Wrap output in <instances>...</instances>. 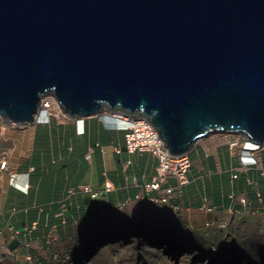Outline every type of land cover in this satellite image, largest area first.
I'll use <instances>...</instances> for the list:
<instances>
[{"label":"water","instance_id":"95a60500","mask_svg":"<svg viewBox=\"0 0 264 264\" xmlns=\"http://www.w3.org/2000/svg\"><path fill=\"white\" fill-rule=\"evenodd\" d=\"M49 96L145 117L174 155L214 133L262 143L264 0H0L2 116L32 123Z\"/></svg>","mask_w":264,"mask_h":264},{"label":"crops","instance_id":"0c3cea01","mask_svg":"<svg viewBox=\"0 0 264 264\" xmlns=\"http://www.w3.org/2000/svg\"><path fill=\"white\" fill-rule=\"evenodd\" d=\"M44 116L45 111L38 120L22 128L28 132V141L24 133L18 135L17 131L15 134L14 129L8 132L7 141H0V264L11 259L19 264L50 260L51 256L58 255L51 244L63 245V249H67L70 240L81 239V230L85 234V227H90V219L98 211L127 210L128 206L139 212L145 209L140 214L154 218L162 217L163 210L173 212L169 206L150 203L141 186L135 185L136 180L139 183L150 181L155 165L145 163L129 150H122L126 144L124 130L113 127L101 115L81 118L46 116L49 121L42 120ZM2 133L0 131V139L6 140ZM20 137L26 142L24 146L18 143ZM109 139L111 141L104 143ZM202 139L193 147V151L201 148V158L196 161L192 158L194 179L199 180L198 189L189 187V184L188 190H183L185 220L191 228L206 230L218 226L202 227L200 219L194 221L197 215L203 213L201 217L205 220L218 219L219 222L226 219L228 225L221 228L222 232L232 236L238 232V235L255 241L264 235V208L259 207L261 202L264 204V189L262 200L255 193L256 184L262 183V162L236 170L241 167V161L232 154L227 142L229 138L214 133ZM36 147L39 149L38 159H32ZM77 151L83 154L79 159ZM234 174L238 177L235 178ZM106 176L116 186L113 191H105ZM83 177L97 180L96 187L85 184L99 190L101 195L90 198L86 194H77L68 200L69 188L83 184L75 183ZM232 194L236 199L246 196L252 206L244 207L231 197ZM205 197L216 203V211L208 214L200 209ZM82 199L86 202L83 203ZM229 207L239 210V214L231 213ZM150 208L158 209L156 216L151 214ZM85 210H91L87 219L74 223L73 219L86 217L83 215ZM61 212L65 215L61 216ZM15 238L20 242L11 250L9 244Z\"/></svg>","mask_w":264,"mask_h":264},{"label":"rangeland","instance_id":"374dc122","mask_svg":"<svg viewBox=\"0 0 264 264\" xmlns=\"http://www.w3.org/2000/svg\"><path fill=\"white\" fill-rule=\"evenodd\" d=\"M50 97L51 98H48L47 100L50 102L49 105L51 106L50 110L52 115H60L61 117L66 116L63 112H61L62 110L58 108L56 103L57 99H55V97L53 96ZM104 112L106 111H103V113ZM6 126H12L13 128ZM28 126L29 124H15L14 122H9L5 119H2L0 121V131H3L2 135L5 134V138L8 135V132L14 129L16 130V132L14 131L15 134H17V131L18 135H22L24 133V136L28 141V132L25 131L26 129H22L24 127L27 128ZM215 134H220L219 136H221L222 138L225 137V139L237 138V136H231L226 133ZM8 139L9 138H6V140L0 139V141L5 142ZM19 140L20 141H18V143L21 146H24L23 143L26 142L22 141L23 139L21 137L19 138ZM108 141H111V139L106 140L104 143ZM202 141L203 139L199 140V142ZM15 143L17 142L15 141ZM107 146L112 145L107 144ZM200 149L201 148H195V151H193V149L190 151V155H192V158L195 159V161L201 158L199 155ZM38 150V147H36V149H33L31 155L32 159H38ZM77 155L79 159L80 156L83 154L81 151H77ZM133 156L140 157L144 160L145 163H147L149 159V154L146 152L142 154L134 153ZM111 162H113V159L111 160ZM150 163L154 166L157 164V161L154 157H152ZM208 173L209 171L206 172L205 175H208ZM188 175L191 178V183L189 187L192 186L193 188L196 187L198 189L197 183L199 182V180L194 179L192 168ZM96 181L97 180H91L90 178L83 177L82 180L78 179L75 183H91L93 186L96 187L98 186L95 184ZM187 187L188 186L185 187L186 190H188ZM82 201L83 203L86 202L85 199H82ZM144 210L145 209L139 212L138 210L128 211L123 209H116L110 211L96 212L90 219V227H85V234L84 231L81 230L83 235L81 239L77 238L70 240L67 249L65 250L62 247L63 245L61 246L56 243H52L51 245H53V249L55 250V252L58 253V255L54 256L53 258L51 256L50 260L46 262H39V264H210V258H202L200 256V251L204 249H209L212 246L216 247L215 250L217 249L219 252L224 251L223 253L227 254L231 258V260L233 259V261H235L234 259L238 257L239 263L243 261L244 264H250V262L252 261V263L254 264H264V235H260L255 241H252L249 240V238H244L243 236L238 235V232H236V236H232L226 231L222 232L221 228L218 227H215V229L208 228L206 230L193 227H189L188 229L182 226L172 227L174 224L172 222L174 221L173 218L165 220V217H163L160 220L155 221L154 217L148 216L147 218L149 220V224H152L150 225L151 228L148 229L151 230H147L145 228L138 235H136V233L135 236L123 238L120 231L122 230V228L121 226H118L119 223L122 222L121 220H128L129 217L133 215L134 217L135 215H140V213H144ZM157 210L158 209L154 211L152 209V214L154 216H156ZM116 213L119 214L115 216L111 215ZM201 214L203 215V213ZM201 216L197 215L194 221L198 222V219H200L199 222L202 221L201 223L204 224L205 218ZM114 219H116L115 222L113 221ZM142 221L143 218H136V221L133 223V226L137 227V231H140L138 230V225H141ZM155 222H157L158 224L153 225V223ZM105 223L110 225L109 227L114 231L108 232V234L103 236V238H94L97 227L100 225L102 226ZM122 223L124 225V228L129 227L124 222ZM154 229L155 232H152ZM170 233L174 235V238L178 242V245L174 246V243H170V245H167L163 241H161L163 239L169 238ZM183 233L188 235L190 238L183 236ZM180 239L188 241L183 242ZM188 244L193 247V249H187ZM196 247L200 249H195ZM62 254H65L66 258L64 256L62 257ZM84 254H87L85 258H83ZM6 264L19 263L11 259L6 260Z\"/></svg>","mask_w":264,"mask_h":264},{"label":"built area","instance_id":"2783aa9c","mask_svg":"<svg viewBox=\"0 0 264 264\" xmlns=\"http://www.w3.org/2000/svg\"><path fill=\"white\" fill-rule=\"evenodd\" d=\"M53 102V101H52ZM49 101L45 100L42 104V110L49 109L45 114L49 116L51 113ZM44 109V110H43ZM46 116L42 118V120L46 121ZM126 114L122 113L117 117L125 119V125L119 126V129H123L126 131L125 133V142L128 150L132 153H148L149 154V162H151L152 157L158 161V165L156 167L157 172L152 175L150 182L144 183L141 186L144 193L148 195V198L153 203H168L167 205L171 206L172 210L178 212L183 209V205L179 203L171 202V198L180 191V188L183 185L189 183L188 172L192 165V160L189 155L184 156H173L170 150L165 146L164 141L160 137L159 132L155 128V126L145 117L143 118H135L134 116L125 117ZM2 120V115L0 112V121ZM228 145L230 146L233 154H238L241 158V167H236V170H240L243 168H248L252 165H258L259 161L262 162L261 167V184L257 183L255 188L256 195L262 200L263 198V189H264V154L262 151L264 150V143L259 144L251 141L248 138L243 140L241 136H237V138H229ZM246 144L247 150H241L242 144ZM237 147L233 150V146ZM243 160V161H242ZM34 169V168H32ZM234 177L237 178L238 174H234ZM177 179L178 185H170L165 186L171 179ZM114 182L106 176L105 179V191L110 192L115 189ZM69 197H72L77 194H86L91 196L92 198H97L100 196V191L94 189L89 184H79L76 187H70L68 190ZM235 194H232L231 197L235 198ZM240 202L244 207L250 208L252 203L246 196H239L236 199ZM259 207L264 208V204L261 202ZM200 209L213 212L217 210V206L213 205L207 198L203 199V204ZM229 210L234 215L239 214V210L236 208H230ZM219 228L227 227L228 222L224 219L221 222L216 223ZM208 225H210L208 223Z\"/></svg>","mask_w":264,"mask_h":264},{"label":"bare ground","instance_id":"6f19581e","mask_svg":"<svg viewBox=\"0 0 264 264\" xmlns=\"http://www.w3.org/2000/svg\"><path fill=\"white\" fill-rule=\"evenodd\" d=\"M47 98H51V97H46V98H44V99H42V101H41V104H40V107H39V111H41V109H42V104H43V101L45 102V100H47ZM57 106H58V108H60L61 110H63L61 107H60V105H59V102H58V100H57ZM104 111H106V110H104ZM121 111H106V112H104L103 113V111L102 112H100L99 114H97V115H101V116H103L107 121H108V123H111V124H114V125H116V126H123V125H125V119L124 118H120V117H117L118 115H121ZM135 116V118H143L142 116H139V115H134ZM3 117V116H2ZM126 117V116H125ZM47 120L49 121L50 119H48L47 118ZM14 123H16V122H14ZM18 124V123H17ZM22 125H25V124H22ZM157 131H158V129H157ZM159 132V131H158ZM160 134V133H159ZM239 134V135H238ZM220 135V134H219ZM231 136H241V138L243 139V140H245V138H248V139H250V137H249V135H247V134H240V133H231L230 134ZM161 137V136H160ZM163 140V139H162ZM251 140V139H250ZM164 141V140H163ZM252 141V140H251ZM262 143H264V142H262ZM262 143H259V144H262ZM164 144H165V142H164ZM246 144L247 143H243L242 144V148H241V150L243 151V150H247L246 149ZM166 146V145H165ZM237 147V145L236 146H233V150L235 149ZM229 148H230V146H229ZM230 150H231V148H230ZM231 152H232V150H231ZM262 153L264 154V150L262 151ZM172 154V153H171ZM233 154V153H232ZM173 156H180V155H174V154H172ZM186 155H189L190 156V152H188V153H185V155L184 156H186ZM233 155H236V156H238L239 157V160L241 161V158H240V156L238 155V154H233ZM190 158H191V160H192V157L190 156ZM243 161V160H242ZM147 162H149V159H148V161ZM193 163H194V161L192 160V165H191V168L193 167ZM157 165H158V161H157V164L155 165V167H154V172L156 173L157 172V170H156V167H157ZM191 168H190V170H191ZM190 170H189V172H190ZM189 172H188V174H189ZM154 173V174H155ZM188 177H189V175H188ZM189 183L188 184H186V185H183L181 188H180V191L177 193V194H175L172 198H171V202H173V203H177V202H179V201H177V199H182L181 200V202H185V201H183L184 199H183V190H184V188L186 187V186H188L190 183H191V178L189 177ZM152 181V180H151ZM150 182V181H149ZM144 183H148V182H143V183H139L137 180L135 181V185L137 186V187H140V186H142V185H144ZM170 185H174V186H177L178 185V181L177 180H175V179H173V181H172V179L165 185V186H170ZM205 198H207L208 200H209V198L208 197H205ZM148 201L150 202V203H152V204H155V203H153L149 198H148ZM210 201V200H209ZM213 205H216V203L215 202H212V201H210ZM160 204H163V205H167L168 203H160ZM202 204H203V201H202ZM201 204V205H202ZM202 210V209H201ZM203 212H205V213H210V212H208V211H205V210H202ZM117 214H119V213H116V214H113L112 216H115V215H117ZM163 216L162 217H160V216H158L157 218H155V220L156 221H158V220H160L161 218H163V217H165V220H169V219H171V218H173L174 219V221H172L173 223H176V224H179L180 226H182V227H184V228H188L189 229V227H191L190 226V224L189 223H187V221L185 220V215H183L184 214V210H180V211H178V212H172V211H167V210H163ZM175 216V217H174ZM142 218H143V221H142V228L143 229H140V231H137V227H134V228H130V225H128L129 227L128 228H122V230H120L121 231V235L123 236V238L124 237H129V236H135V234L136 235H138L139 233H141L145 228L147 229V230H151V229H148V228H151L150 227V225H152V224H149V220H148V218L147 217H145V216H141ZM219 220L218 219H208V220H205V222H204V224H202L201 226L202 227H210V226H212V225H216V223L218 222ZM208 223L210 224V225H208ZM156 224H158L157 222H155V223H153V225H156ZM223 228H226V227H223ZM139 230V229H138ZM152 232H155V229L152 231ZM174 233V232H173ZM103 235H100V236H97L98 238H103L102 237ZM181 241H183V242H187L188 240H182V239H180ZM161 241H163L165 244H167V245H170V243H174V246L175 245H178V242L176 241V239L174 238V235L172 234V233H170V237L169 238H167V239H163V240H161ZM97 246H99V245H97ZM86 248H88V247H86ZM183 249H185V248H183ZM187 249H189V250H191V248H190V245L188 244V248Z\"/></svg>","mask_w":264,"mask_h":264},{"label":"trees","instance_id":"16d2710c","mask_svg":"<svg viewBox=\"0 0 264 264\" xmlns=\"http://www.w3.org/2000/svg\"><path fill=\"white\" fill-rule=\"evenodd\" d=\"M87 206V205H86ZM90 211L91 210H85L83 215L84 216H88L90 214ZM116 219H114L113 221L115 222ZM122 222H124L126 225L130 224V222H127L126 220H121ZM119 223L118 226H121V228H124V225L123 223ZM110 225H108L107 223L103 224L102 226H98L97 229H96V232H95V237L94 238H97V239H100L98 238L97 236H100V235H107L108 232H111V231H114L113 229H111L109 227ZM117 226V227H118ZM112 227V226H111ZM130 227H134V226H130ZM142 224L141 225H138V229H143L142 228ZM120 228V227H119ZM183 236H186L187 238H190L188 235L186 234H182ZM102 236V237H103ZM191 249H193V247L190 246ZM216 247L212 246L210 247L209 249H204V250H201L200 252V256L202 258H210L211 262L210 264H244L243 261L239 263L238 261V257H236L233 261V259L231 260V258L227 255V254H224L223 252H219L217 249L215 250ZM195 249H200V248H195ZM87 256V254H84V257L85 258ZM246 259V258H245ZM250 264H254L252 263V261L250 262Z\"/></svg>","mask_w":264,"mask_h":264},{"label":"clouds","instance_id":"9594fccd","mask_svg":"<svg viewBox=\"0 0 264 264\" xmlns=\"http://www.w3.org/2000/svg\"><path fill=\"white\" fill-rule=\"evenodd\" d=\"M50 97V96H49ZM48 99V98H47ZM56 99V98H55ZM60 105V104H59ZM60 107H61V105H60ZM42 110V109H41ZM44 110V109H43ZM108 111H113V110H109V109H107ZM106 110V111H107ZM45 111V113L48 111L49 112V109H46V110H44ZM44 111H38V113L36 114V119L35 120H38L39 118H40V116L43 114V112ZM119 111H121L122 113H124V114H126L127 116H134V115H132V114H130V113H125V112H123L122 110H119ZM61 112H63L66 116L68 115V116H71V115H69L68 113H66L64 110H62ZM2 115V114H1ZM95 115H97V114H95ZM45 116H46V114H45ZM44 116V117H45ZM49 116H53L52 114H50ZM72 117V116H71ZM135 117V116H134ZM78 118H81V117H78ZM2 119H5L4 117H2ZM5 120H7V119H5ZM34 120V121H35ZM9 122H13V121H9ZM15 124H17V123H15ZM19 124V123H18ZM30 124V123H29ZM109 124H111V123H109ZM113 127H115V128H117V129H119L118 127L119 126H116V125H114V124H111ZM121 130H123V129H121ZM125 131V130H124ZM84 132V131H83ZM125 133H126V131H125ZM226 134H231V133H226ZM239 135V134H238ZM124 138H125V135H124ZM251 139V138H250ZM252 140V139H251ZM254 142V141H253ZM126 143V142H125ZM256 143V142H255ZM125 146H126V144H125ZM128 149V148H127ZM83 184H85V183H83ZM95 189V188H94ZM76 196V195H75ZM87 196H89V195H87ZM90 198H92L91 196H89ZM73 198H71V197H69L68 198V200H72ZM177 203H179V204H182L183 205V209L182 210H184V208H185V206H184V203L183 202H177ZM155 205H158V206H162L163 204H158V203H155ZM129 206H131V205H129ZM164 206H169V205H164ZM68 207H69V205H68ZM68 207H67V210H68ZM201 207V206H200ZM126 208H131V209H133L132 207H126ZM169 208H170V210H172V208H171V206H169ZM117 209H123V208H117ZM127 209V210H128ZM131 209H129L128 211H130ZM133 210H135V209H133ZM137 210V209H136ZM132 211V210H131ZM119 212V211H118ZM173 212H175L174 210H173ZM153 213V211H152V209H151V214ZM61 216H64L65 215V212H61V214H60ZM90 215V214H89ZM141 216H145V217H148V215H145V214H140V215H135V217H134V215L133 216H131V217H129V219L128 220H126L127 222H130V224H128V225H130V226H133V223L136 221V218H142ZM87 219V216L86 217H84V218H75V219H73V222L74 223H76V224H79L80 222H84L85 220ZM156 221V220H155ZM217 225V224H216ZM180 225L179 224H176V223H174L173 224V226L172 227H179ZM15 231H16V229H15ZM52 238H55L54 236H52ZM65 258H66V255L64 256Z\"/></svg>","mask_w":264,"mask_h":264}]
</instances>
